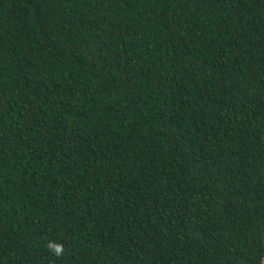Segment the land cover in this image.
I'll return each mask as SVG.
<instances>
[{"label":"trees","instance_id":"trees-1","mask_svg":"<svg viewBox=\"0 0 264 264\" xmlns=\"http://www.w3.org/2000/svg\"><path fill=\"white\" fill-rule=\"evenodd\" d=\"M262 261L264 0H0V264Z\"/></svg>","mask_w":264,"mask_h":264},{"label":"clouds","instance_id":"clouds-1","mask_svg":"<svg viewBox=\"0 0 264 264\" xmlns=\"http://www.w3.org/2000/svg\"><path fill=\"white\" fill-rule=\"evenodd\" d=\"M46 249L57 258L64 254V245L61 243L50 241L46 244ZM261 264H264V261Z\"/></svg>","mask_w":264,"mask_h":264}]
</instances>
